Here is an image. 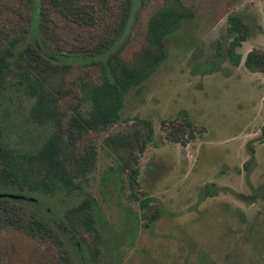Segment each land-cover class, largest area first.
<instances>
[{
	"label": "rangeland",
	"instance_id": "374dc122",
	"mask_svg": "<svg viewBox=\"0 0 264 264\" xmlns=\"http://www.w3.org/2000/svg\"><path fill=\"white\" fill-rule=\"evenodd\" d=\"M181 2L191 14L166 37L164 57L138 90L130 87L125 92L119 118L107 129L90 134L93 164L78 184L96 201L100 239L85 230L84 245L89 255L98 248L99 264H264V72L249 70L241 62L250 47L264 50V0ZM159 3L146 0L132 11L124 30L128 38L123 54L129 55L141 43L145 15ZM231 12L238 13L249 30L235 46L240 54L237 64L224 56L230 39L226 16ZM208 65L212 69L204 70ZM95 70L86 66L84 72L93 77ZM75 73L83 74L74 66L67 80ZM29 102L22 91L0 87V108L6 106L11 118L3 123L10 124L4 132L11 125L19 134L27 130L23 113ZM182 113L194 133L185 143L170 140L159 121L179 119ZM138 117L149 118L152 125L151 139L137 157L133 186L137 195L153 196L159 208L148 226L141 223L137 201L126 194L130 188L124 170L116 168L117 157L109 148L114 141L107 135ZM49 129L41 125L37 132L27 130L18 146L39 141ZM248 142L253 160L245 170L241 163ZM208 181L252 196L244 200L222 188L198 199L200 186ZM80 196L74 191L57 192L41 195L40 203L51 207L49 212L60 213ZM1 232L0 264H24L37 248L39 254L44 251V243L36 244L15 229ZM106 246L110 252L104 250ZM68 251L76 263L72 247Z\"/></svg>",
	"mask_w": 264,
	"mask_h": 264
},
{
	"label": "trees",
	"instance_id": "16d2710c",
	"mask_svg": "<svg viewBox=\"0 0 264 264\" xmlns=\"http://www.w3.org/2000/svg\"><path fill=\"white\" fill-rule=\"evenodd\" d=\"M16 1L0 0V87L4 85L13 93L20 90L30 100L23 113L29 123L25 125L27 130L37 132L41 125L50 129L39 141L19 147L27 130L19 134L11 125L4 132L3 127L10 125L3 124L10 123V110L0 108V191L22 194H0V235L3 228L15 229L36 244L44 243V251L39 254L37 248L34 257L24 264H99L98 248L89 255L84 245L85 230L100 239L96 201L78 184L93 164L94 146L89 138L119 118L125 92L130 87L139 89L164 57L166 37L190 16L191 10L181 0L154 4L145 15L141 43L125 55L128 33L124 30L132 11L146 0ZM226 20L230 39L224 56L237 64L240 54L235 46L248 34V24L236 12L229 13ZM241 62L249 70L264 72V50L250 47ZM74 66H79L83 74L75 73L68 81ZM86 66L96 69L93 77L84 72ZM211 69L212 65L204 68ZM179 116L159 121L170 140L185 143L194 136L192 123L184 113ZM151 133L149 118L138 117L118 133L107 134L114 141L109 148L117 157L116 168L124 170L130 188L126 194L141 207V223L145 226L157 217L159 208L153 196L137 195L133 186L137 184V157ZM252 160L253 146L248 142L242 168L247 170ZM222 188L213 181L204 182L198 199ZM225 189L244 200L252 196ZM63 191L79 192L81 196L60 213H51V207L40 203L41 195L45 198L46 194ZM104 250L110 252L107 246Z\"/></svg>",
	"mask_w": 264,
	"mask_h": 264
},
{
	"label": "water",
	"instance_id": "95a60500",
	"mask_svg": "<svg viewBox=\"0 0 264 264\" xmlns=\"http://www.w3.org/2000/svg\"><path fill=\"white\" fill-rule=\"evenodd\" d=\"M0 194H7L10 196H15V197H20L22 196V194L20 193H14V192H10V191H0ZM29 198H32V196H28Z\"/></svg>",
	"mask_w": 264,
	"mask_h": 264
}]
</instances>
